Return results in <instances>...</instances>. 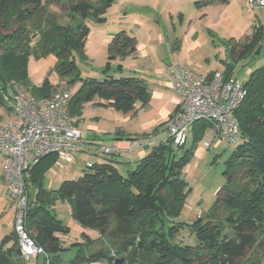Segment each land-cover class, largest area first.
<instances>
[{"label": "trees", "instance_id": "1", "mask_svg": "<svg viewBox=\"0 0 264 264\" xmlns=\"http://www.w3.org/2000/svg\"><path fill=\"white\" fill-rule=\"evenodd\" d=\"M116 1L58 0L62 9L68 11L69 22L62 24L48 11L49 0H0V105H6L4 96L12 82L23 83L37 98L59 92L49 77L40 87L31 86L29 81V58L41 59L52 54L57 60L54 70L60 79L70 88L79 85L71 99L72 115L81 117L86 103L124 114L135 111L138 105L145 106L151 91L141 78H116L108 74V68L101 80L84 78L74 57L70 59L72 53L86 57L90 34L87 21L93 18L106 22L105 15ZM226 2L204 0L197 5ZM9 27L15 28L14 34L4 33ZM263 32L262 27H254L253 36L244 42L229 40L233 60L245 59L260 48L264 43ZM136 56L137 40L125 31L116 33L108 43L109 63ZM234 69L231 62L227 64L226 79L235 78ZM241 82L246 96L233 112L241 140L225 162L223 174L227 182L218 192L214 207L192 224L178 221L190 193L186 190L183 170L191 161L199 140L211 129L209 122L193 125V146L180 158L176 152L184 146L158 143L125 175L119 172L115 160L92 163L81 177L63 181L54 191L44 189V174L57 163V157L43 158L32 171L25 217L27 233L47 254L43 256V263L92 264L110 258L108 251L101 249L89 254L79 249L68 262L61 258V253L68 249L62 246L60 235L70 233V228L52 210L56 201L61 200L72 206L73 219L81 227L104 235L115 222L118 228L113 230L115 235L131 238L132 264H240L247 259L248 252L256 248L263 251V261L256 264H264V67L251 70L248 78ZM163 128L164 125L152 134L126 140L155 138ZM29 187L37 191L34 199L30 198ZM184 230L193 232L196 245L175 242ZM88 242L95 243L91 239ZM8 243L12 245L6 247ZM124 247L127 250L130 246ZM124 250L118 252L123 254ZM14 256L21 257L13 229L0 244V264H25L13 261ZM38 259L40 256L35 260Z\"/></svg>", "mask_w": 264, "mask_h": 264}, {"label": "rangeland", "instance_id": "2", "mask_svg": "<svg viewBox=\"0 0 264 264\" xmlns=\"http://www.w3.org/2000/svg\"><path fill=\"white\" fill-rule=\"evenodd\" d=\"M91 1L97 3L99 0ZM202 1L204 0H117L108 9L105 15L106 22L100 23L93 18L87 21L90 34L86 42V57L81 58L72 53L70 59L74 57L84 78L101 80L105 76L104 71L108 68V74L111 76L116 78L136 76L144 80L151 90L160 89L170 93L174 92L167 87L169 66L174 63L186 62L190 70L199 75L208 76L221 68L226 70L227 64L231 62L235 67L233 76L240 81H245L251 70L264 67V43L250 56L236 62L230 56L231 46L228 42L231 39L244 42L253 36L254 27L264 29V11L258 8L251 9L247 0H227L226 4L198 6L197 3ZM49 2L48 11L56 15L60 23L67 24L69 22L67 9H62V4L58 3V0H49ZM113 29L114 34L110 33ZM120 31H125L129 36L136 38L137 56L136 58L127 57L124 60L117 59L109 63L108 43L113 35ZM12 32H15L14 27H9L4 33L14 34ZM191 32L195 33L193 37L190 35ZM56 62V57L52 54L41 59L31 56L27 66L31 86L40 87L44 79L49 77L52 84L56 85V90L73 95L79 85L68 87L54 70ZM8 116V107L0 105V120H6ZM127 116L111 108L86 103L81 115V129L86 146L92 142L89 144L91 153L77 155L75 165L58 166L56 163L50 170H46L44 189L54 191L63 181L81 177L88 171L87 164L90 162H113L111 156L98 154L101 147L98 143L110 146V138L114 135L112 133L120 130L121 127L132 128L133 121H130ZM129 131L132 135L143 132L132 129ZM165 134L166 129L163 128V132L156 137L162 138ZM212 135L213 131L208 129L206 135L199 140L191 161L183 170V179L187 183L186 190H190V193L178 217L179 222L192 224L199 216H205L216 204L218 192L227 182L223 174L226 169L225 162L239 143L228 145L224 141H216L211 149L206 150L203 143ZM193 140L191 132L188 142L183 145L184 148L176 152L177 158L193 146ZM137 141L141 142V140ZM169 143L173 144L171 141ZM196 150H198L197 153ZM135 159L132 153V159L119 158V162L114 164L119 172L125 175L128 170L136 167ZM3 166L4 157L0 156V244L3 238L14 229L17 209L16 203L9 197L4 184ZM29 192L30 198L34 199L37 191L29 187ZM52 210L64 225L70 228L68 235H60L62 246L68 249L61 253V258L65 262L74 258L79 249L86 254L101 249L108 251L110 258L92 264H117V262L132 264L130 261L132 246L129 245L131 238H126V235H115L113 230L118 229L115 222L112 223L109 232L102 235L93 229L78 225L73 219V209L69 203L57 200ZM89 239L95 243L89 244ZM175 242L192 246L197 244L193 232L189 230L181 231L175 238ZM11 245L12 243H8L6 247ZM124 246L130 247L126 250ZM120 250L125 252L120 254L118 252ZM262 254L263 251L257 248L252 252L249 251L247 259L240 264H256L259 260L262 262ZM42 259V255L40 259L31 261L22 256L12 258L13 261L19 260L25 264H45Z\"/></svg>", "mask_w": 264, "mask_h": 264}, {"label": "built area", "instance_id": "3", "mask_svg": "<svg viewBox=\"0 0 264 264\" xmlns=\"http://www.w3.org/2000/svg\"><path fill=\"white\" fill-rule=\"evenodd\" d=\"M251 9L264 11V0H247ZM172 89L182 97L179 108L167 119L166 134L157 143L174 147L188 142L197 122L212 124L213 135L203 143L206 150L216 141L236 145L241 140L234 110L246 96L244 84L233 77L226 79L221 68L212 76H202L186 64H176L169 71ZM4 99L9 116L0 120V156L4 157L3 180L9 197L16 203L14 229L19 252L26 260L47 254L35 244L25 229L28 205L27 189L32 171L47 156L57 157L58 166L74 164L81 151L83 132L81 117L71 114L72 94L59 91L46 98H37L23 83L9 84ZM138 147L137 143H133ZM122 153L116 145L101 146L98 154ZM88 163L87 167H91Z\"/></svg>", "mask_w": 264, "mask_h": 264}, {"label": "crops", "instance_id": "4", "mask_svg": "<svg viewBox=\"0 0 264 264\" xmlns=\"http://www.w3.org/2000/svg\"><path fill=\"white\" fill-rule=\"evenodd\" d=\"M226 3H228V1ZM226 3H223V4H226ZM215 4H217V3H215ZM218 4H220V3H218ZM114 32H115L114 29L110 31V33H112V34H114ZM194 34H195L194 32H191L190 35L194 36ZM109 36H112V35H109ZM178 64H186L188 66V64L186 62L178 63ZM174 65H176V63L171 64L169 66V71H170L171 67ZM167 87L169 89H172V87L170 85V81H169ZM150 91H151V97H150L149 102L143 107L138 105L135 111L127 114L128 115L127 117L130 119V121H133L132 128L125 129L124 127H121L120 130L112 133L114 135L112 138H110V140H111L110 146L116 145V146L120 147L122 150L121 154L111 156L112 160H115L117 163L119 162V160H118L119 158L126 157L128 159L129 158L132 159V153H134V158H136L135 160H137V162L139 160H141L142 158H144L145 156H147L151 152L152 148L158 144L157 139H159L161 137H155V138L145 139V140L142 139L140 143L138 141H127L126 138H128V137H141V136L149 135V134H152L155 130H157L159 128L161 129L163 127V125L165 124V122L167 121V119L169 118V116L175 110H177L179 108L180 104L183 102L182 97L179 96L173 89H172V91L174 93L163 92L160 89H155V90L150 89ZM81 115H82V113H81ZM131 129L134 131L141 130L143 132H141V134L132 135V133L129 131ZM206 133H207V131H206ZM206 133H205V135H206ZM95 137L96 136H94V138ZM90 140H92V138H90ZM98 142H101V141H98ZM133 143H137L138 147H134ZM89 144H92V142L88 143L87 144L88 146H86V144L84 142V138L82 139L81 151L78 154V156L81 155V153H83V154L91 153L92 149H90ZM103 145L108 146V144L98 143L99 147L103 146ZM93 152L94 151H92V153ZM197 152H198V150H196V153ZM128 162H131V161H128ZM76 163H77V160H76L75 164ZM129 167H131V166H129Z\"/></svg>", "mask_w": 264, "mask_h": 264}, {"label": "water", "instance_id": "5", "mask_svg": "<svg viewBox=\"0 0 264 264\" xmlns=\"http://www.w3.org/2000/svg\"><path fill=\"white\" fill-rule=\"evenodd\" d=\"M119 262H117V264H118Z\"/></svg>", "mask_w": 264, "mask_h": 264}]
</instances>
